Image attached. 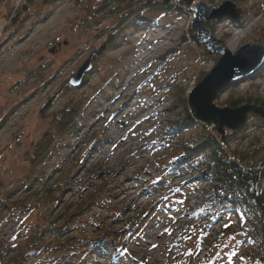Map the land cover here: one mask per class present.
Here are the masks:
<instances>
[{
	"label": "rangeland",
	"instance_id": "374dc122",
	"mask_svg": "<svg viewBox=\"0 0 264 264\" xmlns=\"http://www.w3.org/2000/svg\"><path fill=\"white\" fill-rule=\"evenodd\" d=\"M76 2L57 0L35 7L28 19L15 23L10 37L0 40V121L9 117L0 129V166L5 171L0 178L6 184L2 198H8V189H17L13 200L24 196L23 180L30 171L23 164L22 156L50 130L51 123L44 117L60 112L71 101L92 97L76 132L67 143L60 144L45 164L37 165L32 172L36 174L42 169L44 180L51 178L47 185L43 182L35 185L41 203L37 205L30 200L28 208L10 213V206L0 212V216L11 215L5 233L15 227L33 230L40 223V215L49 214L56 204L47 200L44 190L52 187L53 196L60 198V188L70 180L68 172L82 159L86 167L70 187L76 193L87 186L90 188L95 181L97 184L100 180H113L107 187L111 193L105 195L109 210L94 209V217L85 216L77 221L75 235L92 229L91 225H86L87 221L110 222L111 214L116 215L131 204L133 208L127 210L124 217L147 218L138 226L140 231L121 258H101L98 253L90 260L92 264H199L205 253L184 256L190 249L188 243H175L174 234L184 231L186 223L191 224L194 231L202 227L201 221L192 220L191 213L204 202L205 195L198 190L203 184L194 183L177 192L175 188L187 178L184 177L156 188L154 184L161 175L154 164L165 151L159 145L165 117L173 115H162V112L171 105L177 106V99L169 94V85L183 82L188 101L198 73L209 74L220 56L213 62L195 48L191 42L192 13L186 5L182 9L185 14L181 15L144 12L143 18L156 21L150 25L146 22L130 25L114 46L105 49L104 44L118 18L103 15L90 31L76 29L75 25L84 16V4ZM227 3H231L237 19L240 8L249 12L260 5L262 12L251 10L239 23L229 18L209 22L216 39L224 40L220 45L231 53L248 45L261 46L264 0H247L243 7L238 0L196 1L198 6L209 4L210 9ZM4 18L2 13L0 33L8 24ZM99 51L102 53L97 62L93 58V67L97 63L101 70L86 74L83 82L88 76L89 79L82 87L68 89L69 82ZM199 55L197 62L195 58ZM239 87L237 95L258 93L264 97V67L253 78L241 81ZM229 91L220 93L217 98L224 102ZM49 100H54V104L47 108ZM250 121L255 123L254 119ZM90 170L95 171L93 176H88ZM73 196L76 195L65 194L64 204L58 210L69 205ZM24 243L22 238L17 239V245ZM79 247L76 244L75 249Z\"/></svg>",
	"mask_w": 264,
	"mask_h": 264
},
{
	"label": "trees",
	"instance_id": "16d2710c",
	"mask_svg": "<svg viewBox=\"0 0 264 264\" xmlns=\"http://www.w3.org/2000/svg\"><path fill=\"white\" fill-rule=\"evenodd\" d=\"M56 1L0 0V17L4 13L5 22L8 23L4 25L0 33L6 37L1 35L0 40L10 37L15 23L28 19L32 9ZM184 1L191 6L192 2L195 3L197 0ZM245 1L247 0H238L239 5L243 7ZM76 4H84V16L75 25L76 29L90 31L99 23L103 15L118 18L104 44L105 49L114 46L117 43L115 41L125 34L130 25L145 22L150 25L156 21L155 18H143L144 12L166 15H181L182 12L173 4L165 5L158 0L153 2L149 0H77ZM251 10L256 13L262 12L260 5ZM251 10L249 9V12ZM239 11L237 23L245 20L249 13L245 8L243 10L240 8ZM209 28L214 31L211 25ZM191 42L203 57L213 62L218 60L219 56H209L193 37ZM218 42L224 44V40ZM261 46L264 47V29ZM101 53L99 51L94 56L95 62L98 61ZM200 57L199 55L195 58L197 62ZM96 64L92 74L101 70ZM207 75L208 73L199 72L194 85L200 83ZM185 78L187 77L184 76V80ZM88 79L89 76L86 77L83 85ZM182 83L169 85V94L177 99L178 107L171 105L168 110L162 112V115H173L167 119L165 117L159 144L165 151L160 154L154 164L161 178L154 185L159 188L171 184L172 180L187 177L175 188L181 193L194 181L205 180L207 184L203 192L204 202L192 211L191 218L195 222L206 223L197 231H194L191 224L186 223L184 231L180 230L174 234L175 243H188L190 249L184 256L194 257L205 252L199 264H264V118L250 113L247 123L242 128L236 131L225 128L223 134L219 132V124L216 121L205 123L195 119L194 112L185 98L186 88ZM240 84L241 82L229 85L223 91L230 90L228 98L224 102L217 98L215 105L219 108L231 109L249 105L264 110V97L260 94L237 95ZM67 88L72 89L69 85ZM54 100H49L47 108L54 104ZM91 100L92 97L86 96L77 101H71L60 112L44 117L51 123L50 130L37 143H33L31 149L22 156L23 164L30 171L23 180L26 192L23 197L13 200L17 189H8L6 191L8 198H2L6 184L0 178V212H5V208L10 206V213L20 211L27 207L30 200L37 202V205L41 203L35 185L38 182L47 185L51 178L44 180L42 169H39L36 174L32 172L37 165L45 164L58 150L60 144L67 143L76 132L84 110ZM7 119L9 117L0 121V129L4 127ZM250 119H254L255 123H252ZM1 156L2 154L0 159ZM85 167L86 164L82 159L72 166L68 172L70 180L60 188V198L53 196L52 187L44 190L47 200L56 204L49 214L40 215V223L33 227V230H19L15 227L5 233V225L10 222L11 215L0 216V264H32L31 261L35 262L33 264H92L90 260L94 259V254L103 253V256L113 257L114 260L125 254L130 242L140 231L138 226L145 223L147 219L139 216L124 217L128 213L127 210L133 208L132 204L126 210L117 212L116 215L111 214L110 222L102 219L95 223L92 219L90 222L85 220L86 225H91L92 229L90 228L89 232L74 234L76 222L85 216H89V219L94 217V209L109 210L105 195L111 193L107 191V187L113 178L100 180L97 184L95 181L90 188L88 186L82 188L79 193L70 188L77 174ZM93 171H88V176H93L95 172ZM4 172L0 166V175ZM67 193H74L76 196H73L69 205L65 204L66 206L59 211L58 208L64 204L63 198ZM218 224L221 225L220 231L213 232L216 233L214 234L216 238L210 234ZM19 238L24 240L23 245L16 244ZM76 244L80 245L78 249H75ZM191 247L193 251H190ZM75 258L77 261H73Z\"/></svg>",
	"mask_w": 264,
	"mask_h": 264
},
{
	"label": "water",
	"instance_id": "95a60500",
	"mask_svg": "<svg viewBox=\"0 0 264 264\" xmlns=\"http://www.w3.org/2000/svg\"><path fill=\"white\" fill-rule=\"evenodd\" d=\"M152 2L153 0H149ZM173 0H163L168 4ZM227 3L217 9H210L209 4H201L194 14L191 30L194 37L208 50L210 55L220 56L213 70L189 94L188 104L193 110L195 119L200 122L216 121L219 132L224 129L236 131L247 123L250 113L264 118V110L255 106H243L236 109L219 108L214 104L218 95L229 85L252 77L264 66V47L254 44L243 47L236 53L218 44L210 30L205 29L204 23L224 18L236 20L233 7ZM222 56V57H221ZM94 55L90 57L85 66L69 82L70 87L80 88L86 74L92 70Z\"/></svg>",
	"mask_w": 264,
	"mask_h": 264
},
{
	"label": "bare ground",
	"instance_id": "6f19581e",
	"mask_svg": "<svg viewBox=\"0 0 264 264\" xmlns=\"http://www.w3.org/2000/svg\"><path fill=\"white\" fill-rule=\"evenodd\" d=\"M159 1L163 3V0H159ZM163 4H164V3H163ZM169 4H173L174 6H176L177 8H179V9H181V10L183 9V6H184V5H186V6H188V7L190 8L191 13H192V15H191V17H192V21H191V25H190V30H191V27H192V24H193V21H194V14H195V12L197 11V8L200 7L201 5L198 6V5H196V2L194 3V1H193V2H192V5L189 6L185 1L182 2L181 0H173V1H171L170 3L165 4V5H169ZM206 5H207V4H206ZM182 12H183V11H182ZM182 12H181V14H183V13L185 14V12H183V13H182ZM170 15H171V14H170ZM236 20H237V18H236ZM236 20H235V21H236ZM209 25H210L209 22H205V23H204V27H205V29L210 30V31L212 32V34L214 35V33H213L214 31H212L211 28H209ZM191 31L193 32V39H194V40L200 45V47H201L205 52L208 53V50H207L206 48H204V47L198 42V40L194 37V35H195V31H194V30H191ZM214 37H215V35H214ZM215 39H216V37H215ZM216 40H217V39H216ZM217 41H219V40H217ZM218 44H219V42H218ZM219 45H220V44H219ZM242 48H243V47H241L239 50H241ZM208 54H209V53H208ZM209 56H210V55H209ZM221 57H222V56H221ZM204 58H206V57H204ZM92 70H93V67H92ZM92 70H91V71H92ZM202 81H203V80H202ZM202 81H201V82H202ZM201 82H200V83H201ZM240 82H241V81H240ZM237 83H239V82H237ZM194 84H195V83H194ZM194 84H193V86H192V88H191V91H192V90H193V89H194L199 83H198L197 85H194ZM233 84H235V83H233ZM231 85H232V84H231ZM227 87H228V86H227ZM227 87H226V88H227ZM226 88H225V89H226ZM225 89H224V90H225ZM224 90H223V91H224ZM223 91H222V92H223ZM222 92H221V93H222ZM216 99H217V98H216ZM216 99H215V100H216Z\"/></svg>",
	"mask_w": 264,
	"mask_h": 264
},
{
	"label": "snow or ice",
	"instance_id": "6c2138e0",
	"mask_svg": "<svg viewBox=\"0 0 264 264\" xmlns=\"http://www.w3.org/2000/svg\"><path fill=\"white\" fill-rule=\"evenodd\" d=\"M100 257L103 258V253H99Z\"/></svg>",
	"mask_w": 264,
	"mask_h": 264
}]
</instances>
